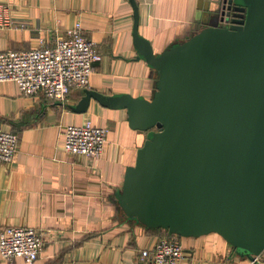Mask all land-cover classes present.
<instances>
[{
    "label": "crops",
    "instance_id": "0c3cea01",
    "mask_svg": "<svg viewBox=\"0 0 264 264\" xmlns=\"http://www.w3.org/2000/svg\"><path fill=\"white\" fill-rule=\"evenodd\" d=\"M10 7L12 24L0 26V50H30L52 45L57 36L80 22L83 33L103 55L90 75L89 87L73 88L67 102L42 93L24 94L16 81L0 82V129L19 136V149L0 162V229L26 226L44 231L39 257L0 264H160L142 256L167 229L130 218L117 193L125 173L135 165L140 147L152 131L132 128L127 108L91 99L75 112L85 89L107 95H143L156 91L157 70L134 45V8L130 0H0ZM139 33L159 54L218 21L215 0H137ZM24 24V26H20ZM91 119L108 129L103 155L92 159L68 153L63 127ZM179 264H264V251L250 259L221 234L179 237Z\"/></svg>",
    "mask_w": 264,
    "mask_h": 264
},
{
    "label": "water",
    "instance_id": "95a60500",
    "mask_svg": "<svg viewBox=\"0 0 264 264\" xmlns=\"http://www.w3.org/2000/svg\"><path fill=\"white\" fill-rule=\"evenodd\" d=\"M218 21L155 53L139 33L134 45L158 73L151 99H91L128 110L132 128L152 133L117 193L125 213L182 236L221 234L255 260L264 251V0H215Z\"/></svg>",
    "mask_w": 264,
    "mask_h": 264
},
{
    "label": "built area",
    "instance_id": "2783aa9c",
    "mask_svg": "<svg viewBox=\"0 0 264 264\" xmlns=\"http://www.w3.org/2000/svg\"><path fill=\"white\" fill-rule=\"evenodd\" d=\"M10 7L0 2V26H10ZM20 26H24L21 24ZM103 55L84 33L80 22L57 36L52 45L30 50H0V82L16 81L27 95L42 93L46 97L67 102L73 88L89 87L90 75ZM64 147L68 153L100 158L105 149L108 129L95 125L91 119L82 124L63 127ZM19 149V136L12 130L0 129V162L12 161ZM45 244L44 231L26 226L0 229V256L11 260L22 257L35 261ZM142 256L160 264H179L184 259L183 245L176 234L161 238L152 250Z\"/></svg>",
    "mask_w": 264,
    "mask_h": 264
},
{
    "label": "trees",
    "instance_id": "16d2710c",
    "mask_svg": "<svg viewBox=\"0 0 264 264\" xmlns=\"http://www.w3.org/2000/svg\"><path fill=\"white\" fill-rule=\"evenodd\" d=\"M157 228H160V227H157ZM160 229H165V228H160ZM167 231H168V233H169V236H171L172 234H176V233H172V232H170L168 229H167ZM176 235H178L179 237L182 236V235H179V234H176Z\"/></svg>",
    "mask_w": 264,
    "mask_h": 264
}]
</instances>
